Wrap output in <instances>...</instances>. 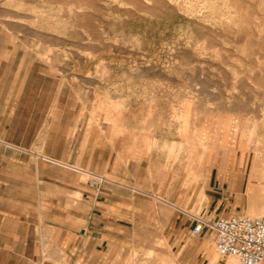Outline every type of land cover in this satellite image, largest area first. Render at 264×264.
Segmentation results:
<instances>
[{
  "label": "rangeland",
  "instance_id": "rangeland-1",
  "mask_svg": "<svg viewBox=\"0 0 264 264\" xmlns=\"http://www.w3.org/2000/svg\"><path fill=\"white\" fill-rule=\"evenodd\" d=\"M4 137L64 158L75 179L77 191L25 194L46 206L30 220L79 226L90 201L124 202L117 222L141 236L126 263L175 264L172 223L212 222L214 186L235 213L263 214L264 0H0ZM196 237L210 263L240 264L211 229Z\"/></svg>",
  "mask_w": 264,
  "mask_h": 264
},
{
  "label": "crops",
  "instance_id": "crops-1",
  "mask_svg": "<svg viewBox=\"0 0 264 264\" xmlns=\"http://www.w3.org/2000/svg\"><path fill=\"white\" fill-rule=\"evenodd\" d=\"M7 107L9 109V102L5 104V112L9 111ZM0 142L6 144L0 156V264H127L126 258L132 256L134 250L125 242L141 240L139 234H124L117 222L124 216L127 204L92 200L79 226L76 217L67 224L45 217L30 220V208L46 206L41 202L30 204L25 194L77 191L75 179L69 183L64 178L62 170L70 169L59 162L64 158L13 152L10 145H14V141L4 137ZM16 143L22 144L21 141ZM210 191L212 195L202 209L203 215L216 219L235 213L237 204L231 194L215 186ZM12 209L24 211L15 217L10 211H4ZM192 218L191 223L175 219L167 235L170 251L176 248L175 264H214L215 260L210 263L211 256L198 235L190 234L198 220H205ZM7 225L22 228L18 231ZM156 237V234L150 235L149 240L155 241Z\"/></svg>",
  "mask_w": 264,
  "mask_h": 264
},
{
  "label": "built area",
  "instance_id": "built-area-1",
  "mask_svg": "<svg viewBox=\"0 0 264 264\" xmlns=\"http://www.w3.org/2000/svg\"><path fill=\"white\" fill-rule=\"evenodd\" d=\"M203 226L212 230L221 256H233L240 264H264V215L233 213L212 222L198 220L192 234L200 235Z\"/></svg>",
  "mask_w": 264,
  "mask_h": 264
},
{
  "label": "bare ground",
  "instance_id": "bare-ground-1",
  "mask_svg": "<svg viewBox=\"0 0 264 264\" xmlns=\"http://www.w3.org/2000/svg\"><path fill=\"white\" fill-rule=\"evenodd\" d=\"M254 132V131H253ZM252 132V133H253ZM151 137V136H150ZM172 148V147H171ZM259 156V155H258ZM177 159V158H176ZM176 161V160H175ZM189 162H190V160H189ZM198 163V162H197ZM191 164H193V163H191ZM190 164V165H191ZM188 165H189V163H188ZM194 165V164H193ZM204 165V164H203ZM180 166V165H179ZM199 166V165H198ZM197 166V167H198ZM171 167V166H170ZM177 167V166H176ZM188 167V166H187ZM185 168V167H184ZM201 168V167H200ZM171 169V168H170ZM169 169V170H170ZM187 169H189V167L187 168ZM186 169V170H187ZM197 169V168H196ZM173 170V169H172ZM176 170V169H175ZM174 171V170H173ZM188 171V170H187ZM199 172V171H198ZM172 173V172H171ZM180 173V172H179ZM187 173V172H186ZM181 174V173H180ZM253 174V173H252ZM181 175H183V173L181 174ZM188 176V175H187ZM253 176V175H252ZM182 178V177H181ZM257 178H259V183H260V191L261 192H263V194H264V171L260 174V176H258ZM196 180V179H195ZM185 181H187L186 179H185ZM199 182V181H198ZM184 183H186V182H184ZM188 183V182H187ZM194 184V183H193ZM193 186V185H192ZM195 188V187H194ZM194 188H192L191 187V189H193L194 190ZM192 191V190H191ZM200 191H201V189H200ZM258 193H259V191H258ZM262 194V193H261ZM201 197H202V192H201V194H199ZM156 196V195H155ZM157 197H159V196H157ZM159 198H161V197H159ZM261 198V200L263 201V204L261 205V208L259 209V212L260 213H263V214H256V212L255 211H253V210H251L250 211V213L251 214H249V215H252V216H257V215H264V195L262 196V197H259V199ZM164 200H166V199H164ZM254 206V205H253ZM247 213H248V211H247ZM213 261H214V259H215V256H213ZM227 264H237V261L235 260V259H230L228 262H227Z\"/></svg>",
  "mask_w": 264,
  "mask_h": 264
}]
</instances>
